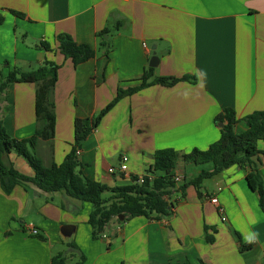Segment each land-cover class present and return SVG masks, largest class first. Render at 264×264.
<instances>
[{
    "label": "crops",
    "instance_id": "crops-1",
    "mask_svg": "<svg viewBox=\"0 0 264 264\" xmlns=\"http://www.w3.org/2000/svg\"><path fill=\"white\" fill-rule=\"evenodd\" d=\"M0 15V79L45 61L61 65L53 94L54 139L40 141L35 150L45 166L62 164L71 152L77 119L98 116L119 89L141 85L154 54L155 77L189 80L151 86L116 103L76 152L89 180L109 189L129 186L147 174L159 150L182 156L216 143L221 132L215 120L225 110L239 120L236 134L248 130L243 118L264 112V0H0ZM117 23L106 55L98 35ZM59 34L91 46L96 57L75 67L57 51ZM41 42L52 51L39 48ZM35 92V84L13 83L0 98V118L15 140L37 130ZM257 150L264 152V141ZM124 157L126 174L119 171ZM3 162L34 176L14 153ZM212 169L180 159L174 174L196 178ZM255 172L264 186L262 154L205 180L199 190L190 186L184 196L174 194L171 217L113 220L97 239L88 223L90 204L32 183L10 195L0 187V264H51L59 253L67 264H264V215L246 180ZM67 225L75 227L70 237L61 233ZM243 244L252 247L241 251Z\"/></svg>",
    "mask_w": 264,
    "mask_h": 264
},
{
    "label": "trees",
    "instance_id": "trees-1",
    "mask_svg": "<svg viewBox=\"0 0 264 264\" xmlns=\"http://www.w3.org/2000/svg\"><path fill=\"white\" fill-rule=\"evenodd\" d=\"M14 13V12H13ZM17 17L23 14L14 13ZM3 18L0 15V25ZM120 23L114 28L106 29L98 35L100 46L105 48V54L109 53V35L119 30ZM57 51L65 60H71L75 67L96 57V50L86 44H78L71 36L59 34L55 38ZM39 48L50 52L51 45L41 42ZM61 65L45 61L36 69L23 72L18 69L9 70L4 79H0V98L13 83L35 84V116L37 130L35 134L25 140L11 138L0 118V187L6 195H10L16 186L23 183H32L45 193L64 191L69 197L88 203L92 206L89 217V225L92 228L94 239L108 231L110 223L116 220L118 223L123 216L125 221L136 217H145L148 220L160 221L172 216L174 202L171 201L174 194L184 196L188 187L193 186L197 190L207 179H213L225 170L249 162L258 154L264 156V152L257 150V144L264 141V112H256L242 119L248 126V130L242 134H236L234 127L239 121L233 110L227 109L216 118L220 127V139L207 150H192L188 154L180 156L175 150L163 149L154 155L153 165L144 176L142 184L133 178L132 184L124 187L107 188L101 183L89 180L80 171V163L76 152L83 141L98 127L101 119L122 98L131 96L151 86L173 87L176 84L188 81V78H163L155 77L154 69L149 68L142 77L141 85L128 90H118L114 101L107 106L98 116L75 121V143L71 152L66 156L62 164L52 163L45 166L37 156L35 150L40 141L51 143L55 134V105L53 100L54 88ZM16 154L25 159L34 172L33 177H27L17 171L12 164H5L3 157ZM182 159L185 164L202 166L212 164V171L203 170L198 177L190 178L183 175L180 182H176L178 162ZM249 188L259 195V207L264 215V186L261 176L255 172L246 177ZM209 242L213 239L207 236ZM251 244H243L241 251L251 249ZM51 264H67V257L63 253L53 256ZM81 264V263H77ZM184 264H191L186 261Z\"/></svg>",
    "mask_w": 264,
    "mask_h": 264
},
{
    "label": "built area",
    "instance_id": "built-area-1",
    "mask_svg": "<svg viewBox=\"0 0 264 264\" xmlns=\"http://www.w3.org/2000/svg\"><path fill=\"white\" fill-rule=\"evenodd\" d=\"M127 164H128V158L124 157V158L122 159L121 164H120V167H119V171H120V173H122V174H126V173H127V171H128V166H127ZM109 172H110V173H113L114 170H113V169H110ZM143 181H144V177H140V178L138 179V184H142ZM180 181H181V178L177 177V178H176V182H180ZM211 202H212L214 205H218V206H219V202H218L217 199H212ZM219 212H220V214H221V221H222V222H226V217L224 216V210H223V208L220 207V206H219ZM31 232H32L33 235H36V234H37V230H35V229L31 230Z\"/></svg>",
    "mask_w": 264,
    "mask_h": 264
},
{
    "label": "water",
    "instance_id": "water-1",
    "mask_svg": "<svg viewBox=\"0 0 264 264\" xmlns=\"http://www.w3.org/2000/svg\"><path fill=\"white\" fill-rule=\"evenodd\" d=\"M158 63H159V58L154 54L150 60L149 65L151 68H155V67H157ZM123 220H124V217L121 216L120 221L122 222ZM74 231H75V227L71 226V225L63 226L61 228V233L64 237H70Z\"/></svg>",
    "mask_w": 264,
    "mask_h": 264
},
{
    "label": "rangeland",
    "instance_id": "rangeland-1",
    "mask_svg": "<svg viewBox=\"0 0 264 264\" xmlns=\"http://www.w3.org/2000/svg\"><path fill=\"white\" fill-rule=\"evenodd\" d=\"M208 181H209V180L205 181V183L208 182Z\"/></svg>",
    "mask_w": 264,
    "mask_h": 264
}]
</instances>
